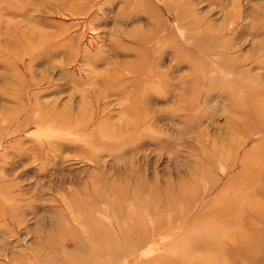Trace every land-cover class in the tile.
Masks as SVG:
<instances>
[{
    "label": "rangeland",
    "instance_id": "rangeland-1",
    "mask_svg": "<svg viewBox=\"0 0 264 264\" xmlns=\"http://www.w3.org/2000/svg\"><path fill=\"white\" fill-rule=\"evenodd\" d=\"M250 105L264 0H0V264H200L224 213L223 263L264 264V220L235 208L264 191Z\"/></svg>",
    "mask_w": 264,
    "mask_h": 264
},
{
    "label": "bare ground",
    "instance_id": "bare-ground-1",
    "mask_svg": "<svg viewBox=\"0 0 264 264\" xmlns=\"http://www.w3.org/2000/svg\"><path fill=\"white\" fill-rule=\"evenodd\" d=\"M26 16H28V14H26ZM250 108L254 116H256L257 114H261L259 115L258 120L261 122L260 128L264 129V111L259 109V112H260L259 113L257 108L253 107L252 105H250ZM251 111L248 109L246 110L245 113L247 115H250ZM263 177H264V174H263ZM257 179L258 178L255 177L251 180V183H250L252 185L251 190H248L247 192L245 189L240 190L238 196L236 197V198H240V200L237 199V201L235 202L236 204L235 208L237 209L238 207V209H241L244 212L253 213L255 214V216L259 217L260 220H264L262 219L263 218L262 216H264V214H261L262 212L260 211L262 210V204L259 201L260 199L258 198L256 199V197H254L256 196L257 193L260 194L261 197H264V191L261 188H255V186H253L258 181ZM256 210L260 211V213H257ZM245 220L248 221L249 219L245 218L244 221ZM236 223H237V216L235 214L232 215V214L224 213V215L221 216V219H216V224L213 229L211 228V229L206 230V231H210V233L213 234V236L216 238H213L212 243H214V245H211L213 247L211 246L205 247L204 251L206 252L205 254L207 255L200 257L199 259L200 264H206L207 262H208L207 264H224L222 261L223 260L222 256L218 250L219 249L218 244L219 242H222V241H227L229 244H233V242L236 241L237 238L235 237V234L233 233V226H232V225H235ZM224 226H229V227H224ZM241 226L243 227V224H241ZM241 226H238L241 229L239 231V228H238V232L240 235L239 236L240 241L244 239ZM130 237L131 236H126V238L124 237L114 238L111 240L110 244L109 243L105 244L103 238L98 237V239L94 240V245L99 252V257L100 258H102L103 256L104 258L108 257L109 261L110 260L113 261L114 259H117V258L119 259L120 254H122L125 250V246L127 245L126 243H128L129 240L131 239ZM131 251L132 250H128V249L126 250L127 253ZM127 253L125 254L128 255ZM165 255L166 254H163V257L159 258L160 260L158 264H192L193 263V262L192 263L188 262V260L192 259L189 249L186 250L185 254H180L179 256H177L175 261L173 260L174 259L173 255L171 257H166ZM104 258L102 259L104 260Z\"/></svg>",
    "mask_w": 264,
    "mask_h": 264
}]
</instances>
